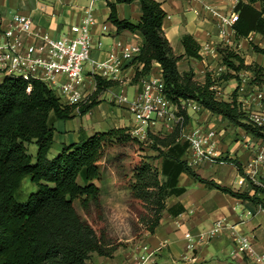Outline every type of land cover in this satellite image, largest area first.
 Returning a JSON list of instances; mask_svg holds the SVG:
<instances>
[{"label": "trees", "instance_id": "1", "mask_svg": "<svg viewBox=\"0 0 264 264\" xmlns=\"http://www.w3.org/2000/svg\"><path fill=\"white\" fill-rule=\"evenodd\" d=\"M138 1L141 16L137 22L118 15V3ZM259 2V6L256 3ZM108 20L118 31L142 35L133 82L149 74L155 63L161 65L163 92L180 108L183 122L167 132L148 131L147 138L131 132L130 126H113L82 133L78 141L64 143L52 155L55 142L54 119H70L87 113L99 100L96 96L116 84L95 74L96 89L87 101L68 104L45 81L5 74L0 80V264H89L92 253L112 256L126 245L159 226L169 196L182 194L186 187L180 176L187 173L208 187L264 208V180L256 183L237 158L220 156L236 165L249 180L250 190L235 189L213 178L202 176L190 163L189 141L183 129L189 114L182 100L193 99L203 109L229 120L237 128L264 140V125L244 108L236 88L229 99L220 98L215 88L220 78H238L242 70L253 73L251 81L264 86V66L247 63L230 46H218L228 70L219 78L207 74L204 81L191 69L180 71L184 56L201 58V44L191 33L182 36L183 54H177L163 29L166 10L158 0H108ZM238 19L233 28L238 36L257 32L264 37V0H238ZM264 54V47L250 41ZM142 65V66H139ZM35 143V154L28 144ZM149 148L153 153L145 152ZM129 164L121 176L132 207L137 210L135 235L122 242L110 234L103 209V191L108 164ZM30 175L36 190L18 197L24 176ZM137 206V207H136Z\"/></svg>", "mask_w": 264, "mask_h": 264}, {"label": "crops", "instance_id": "2", "mask_svg": "<svg viewBox=\"0 0 264 264\" xmlns=\"http://www.w3.org/2000/svg\"><path fill=\"white\" fill-rule=\"evenodd\" d=\"M158 1L167 12L163 29L174 51L177 54L184 53L181 39L186 33L193 34L201 44V58L184 56L178 62L180 71L192 69L200 81H204L207 74L219 78L221 75L217 77L218 74L214 72L224 66V62L218 46H230L240 52L247 63L257 62L264 66V54L256 52L250 43L253 40L264 45V37L261 34L252 32L247 37L238 36L232 25H226V33H222L217 17L206 10L198 0ZM237 2L238 0H212L216 8L226 13L233 12ZM90 4L94 6L97 17L93 26L94 58H119L120 48L115 49L118 41L142 43L143 37L140 33L130 30L118 31L117 26L108 20L111 12L108 0H0V43L6 42L4 29L9 26L17 12L31 17L34 32L61 36L71 33V25L81 21L85 8ZM256 5L259 6V2ZM117 10L120 18L133 22L139 20L142 12L138 1L118 3ZM103 24L108 26L106 31L102 29ZM33 37L28 36L26 41H33ZM137 66L138 63L134 62L133 58L122 60L117 73L108 78L116 81V84L103 91L108 94L105 100L85 114H78L70 119H54L56 131L52 150L56 152L64 143L78 141L82 133L91 134L113 126H137L139 122L134 117L128 100L133 99L142 90L145 79L162 77L161 65L155 63L149 74L139 82H133ZM246 73L250 81L253 73L249 70H246ZM85 74L91 84L94 79L89 65L86 66ZM4 75L5 72L0 70V80ZM240 76L245 79L242 74ZM234 79L236 78H220L215 86L217 95L221 94L219 88L230 83L234 90L238 88V97L250 114L259 111L264 106V86L251 83L252 88L248 89L244 83L241 86L234 85ZM259 93L263 95L262 99L258 98ZM119 95H124L127 101H119ZM220 98L229 99L222 96ZM201 110L202 112L196 113L195 116H192L194 112H187L191 116L183 134L196 127L215 129V148L220 156L237 158L249 174V162L258 149L264 147V140L235 127L228 119L210 110ZM160 124H165L168 131L174 128L168 122L158 121L155 125ZM153 126L150 129L155 132ZM192 152L190 147L187 158L202 176L213 178L235 189H251L249 180L239 172L235 164L229 161L219 163L203 159L193 160ZM224 163H227L226 169L219 166ZM211 165L214 168L208 170ZM258 177L264 180V165L259 167ZM180 184L186 187V191L168 197L166 209L155 232H146L136 243L117 249L112 256L94 252L89 264H234L230 254L240 234L253 236L255 250L264 252L263 207L250 200L208 187L187 173L181 174ZM248 211L251 213L248 214ZM219 219L223 220L220 231L210 236V230ZM191 243L194 245L191 246Z\"/></svg>", "mask_w": 264, "mask_h": 264}, {"label": "built area", "instance_id": "3", "mask_svg": "<svg viewBox=\"0 0 264 264\" xmlns=\"http://www.w3.org/2000/svg\"><path fill=\"white\" fill-rule=\"evenodd\" d=\"M198 1H201L204 8L217 17L222 33H226V25L233 26L238 19V12L235 10L226 13L216 8L212 0ZM96 22L95 9L90 4L85 8L81 21L71 25L70 34L53 36L48 32H34L31 17L17 12L13 15L9 26L4 29L7 40L0 43V70L5 74L18 75L27 80L37 78L45 81L65 103L80 104L87 101L96 89L95 74L107 79L114 76L122 60L134 58L141 50L139 43L118 41L115 49L120 48L119 58L110 57L105 60L94 58L92 56L93 26ZM102 29L106 31L107 24H103ZM28 36H34L33 41L27 42ZM87 65L91 67L93 74L94 81L91 84L87 81L85 74ZM257 96L260 99L263 98L261 93ZM118 100L124 102L127 98L119 95ZM128 101L134 117L139 122L135 128H131V132L142 139L147 138L150 127L158 121H167L171 118H175L178 122L184 120L178 105L164 94L162 77L145 79L142 90ZM181 107L185 110L191 107L203 109L193 99L182 100ZM174 109H178L180 115L174 112ZM251 116L264 125V106L259 111L251 113ZM183 136L189 141L193 150V160L226 162L215 148L217 136L215 129L205 130L202 127H196L191 132L184 133ZM262 165H264V147L259 148L249 162V176L259 184H262V180L258 177V169ZM222 222V219L215 222L210 230V236L220 231ZM193 245L191 243V246ZM230 257L234 264H264V252L255 250L253 236L250 234H240L236 238Z\"/></svg>", "mask_w": 264, "mask_h": 264}, {"label": "rangeland", "instance_id": "4", "mask_svg": "<svg viewBox=\"0 0 264 264\" xmlns=\"http://www.w3.org/2000/svg\"><path fill=\"white\" fill-rule=\"evenodd\" d=\"M261 46L264 47V45H261ZM227 70H228V67L224 63V66L216 69L214 73H217L218 75L216 76L218 77L222 73L226 72ZM240 74L245 76V79H243L240 76ZM246 74H247L246 70H242L239 73L238 78L234 79L232 83H234V85L236 84V86L238 85L241 86V84L244 83V86H246L248 89L252 88L250 84L253 82L251 81V79L250 81L248 80L249 78L246 77ZM219 90L221 92V94H219V97L222 96V97L230 98L234 90V87L230 85V83H226L224 86H222L221 89L219 88ZM106 97H108V94L103 91L96 96L97 100H99L98 103L105 100ZM186 110L188 112L189 111L194 112L192 116L193 115L195 116L196 113L202 112L201 109H194L192 107ZM178 111H179L178 109H174V112L180 115ZM189 116L191 115L189 114ZM181 120H183V118ZM161 122H168L172 126H175L177 123H179L175 118L168 119L167 121L162 120ZM158 126L162 127L163 129H159ZM158 126L157 125L153 126V130H155V132H159V131L167 132L168 131L165 127V124H160ZM132 128H135V126ZM36 150H37V145L35 143L28 144V151L30 153L35 154ZM145 152L153 153V151L150 150L149 148H146ZM51 154L54 155L56 154V152L52 150ZM123 162H124L123 167L120 166L119 162L108 164L109 165L108 179L104 186L102 202H103V209H104V213L106 217V223L109 228L110 234L114 236V238L119 239L122 242H125V239L130 238V237L132 238L135 235V232H136L135 231L136 229L135 221H136V214L138 212L134 206L132 207L129 192L127 188L125 187V185L123 184V180L121 179L123 172L127 170L125 169V166L127 168V166L131 164V161L130 159H126ZM226 164L227 163L219 164V166H221L223 169H226ZM212 168H214L213 165L209 166L208 170H212ZM217 173H219V171H217ZM35 190H36V185L31 181L30 175H26L24 176L22 180V185H21V189L19 191L18 197L23 198L25 195ZM144 234L139 235V237H137L134 241L129 242L126 245L123 243L122 245L118 247V249L121 247H127L131 245L132 243H136L138 240L142 238Z\"/></svg>", "mask_w": 264, "mask_h": 264}]
</instances>
